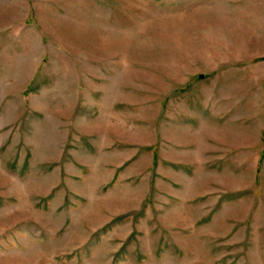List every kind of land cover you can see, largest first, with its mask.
<instances>
[{
  "label": "rangeland",
  "instance_id": "374dc122",
  "mask_svg": "<svg viewBox=\"0 0 264 264\" xmlns=\"http://www.w3.org/2000/svg\"><path fill=\"white\" fill-rule=\"evenodd\" d=\"M0 264H264V0H0Z\"/></svg>",
  "mask_w": 264,
  "mask_h": 264
}]
</instances>
